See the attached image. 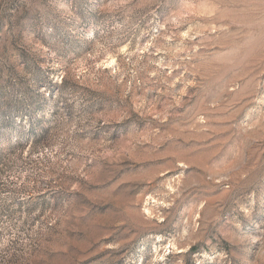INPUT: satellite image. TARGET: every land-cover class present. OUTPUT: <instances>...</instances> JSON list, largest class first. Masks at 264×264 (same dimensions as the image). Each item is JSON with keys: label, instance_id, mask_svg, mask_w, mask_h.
I'll return each instance as SVG.
<instances>
[{"label": "rangeland", "instance_id": "374dc122", "mask_svg": "<svg viewBox=\"0 0 264 264\" xmlns=\"http://www.w3.org/2000/svg\"><path fill=\"white\" fill-rule=\"evenodd\" d=\"M0 264H264V0H0Z\"/></svg>", "mask_w": 264, "mask_h": 264}]
</instances>
